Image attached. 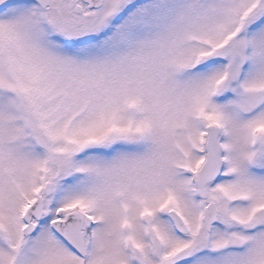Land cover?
Listing matches in <instances>:
<instances>
[{"label":"snow or ice","instance_id":"6c2138e0","mask_svg":"<svg viewBox=\"0 0 264 264\" xmlns=\"http://www.w3.org/2000/svg\"><path fill=\"white\" fill-rule=\"evenodd\" d=\"M0 264H264V0H0Z\"/></svg>","mask_w":264,"mask_h":264}]
</instances>
